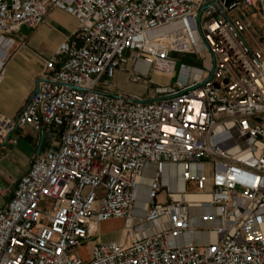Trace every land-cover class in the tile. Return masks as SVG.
<instances>
[{"label": "built area", "instance_id": "built-area-1", "mask_svg": "<svg viewBox=\"0 0 264 264\" xmlns=\"http://www.w3.org/2000/svg\"><path fill=\"white\" fill-rule=\"evenodd\" d=\"M51 8L75 28L0 114V144L28 126L46 145L0 206V264H264V0H0V83L24 47L12 34ZM171 53L204 68L180 63L146 97L112 91L117 72L173 76Z\"/></svg>", "mask_w": 264, "mask_h": 264}, {"label": "crops", "instance_id": "crops-1", "mask_svg": "<svg viewBox=\"0 0 264 264\" xmlns=\"http://www.w3.org/2000/svg\"><path fill=\"white\" fill-rule=\"evenodd\" d=\"M57 23L64 27V32H56L53 29L52 25ZM74 28L73 17L51 8L44 23L34 29L22 26L12 34L16 41L24 42V47L12 50L6 58L5 73L0 83V114L16 115L34 91L35 82L43 69V61L52 55L54 48L62 40L71 35ZM137 68H142L141 62H138ZM120 74L121 72H117L112 80L111 89L113 92L146 97L138 91V88L126 87L123 90H117L114 80ZM39 138V134L30 127H18L10 133L6 144L4 141L0 144V191L8 189L10 186L12 188L13 183L28 170L32 158L35 156ZM45 147L46 145L43 143L40 151H43ZM159 193H163V191ZM2 194L0 193V198ZM2 204L3 202L0 200V206Z\"/></svg>", "mask_w": 264, "mask_h": 264}, {"label": "rangeland", "instance_id": "rangeland-1", "mask_svg": "<svg viewBox=\"0 0 264 264\" xmlns=\"http://www.w3.org/2000/svg\"><path fill=\"white\" fill-rule=\"evenodd\" d=\"M241 17L244 22L250 23L248 30L243 33V37L245 40H247L248 43L253 44V38H255V34L253 33L259 34L258 31H260L261 29L258 25H256L255 22H252V20H250L246 15L242 14ZM52 27L56 32H64V27H61V25L58 23L53 24ZM183 57H184L183 55L171 53L170 58H172L176 62V69L174 75L171 77H169L168 75L160 77L161 74L150 73L146 76L147 79H149L147 86L139 87L138 84H133L129 81L127 72H122L117 77V79L114 80L115 83L117 84L116 88L117 90H121V89L123 90L126 87L135 88V89L138 88V91H140L143 95L148 96L149 91L154 87L163 86V85L164 86L172 85L175 80V73L177 71L178 65L180 63H184ZM194 66L196 68H204L203 67L204 65L202 63H199L198 65H194ZM10 191H11V186L8 189H6L5 192L2 194L0 200L3 202V204L7 201ZM122 224H123L122 220H111L101 223L98 227L100 240L103 242L115 240L120 233ZM78 254L83 257H86L88 254V245H83L81 248H79Z\"/></svg>", "mask_w": 264, "mask_h": 264}, {"label": "bare ground", "instance_id": "bare-ground-1", "mask_svg": "<svg viewBox=\"0 0 264 264\" xmlns=\"http://www.w3.org/2000/svg\"><path fill=\"white\" fill-rule=\"evenodd\" d=\"M142 63V62H141ZM146 65L144 63H142V68L143 70H145ZM174 171L173 170H168L165 169L162 173V177H163V182H168V178L174 177ZM173 188L178 189V190H182L184 188V183L183 181L179 178L177 179L174 183H173ZM190 198H195V199H207V197L203 196V195H190ZM262 232L264 233V226L261 228Z\"/></svg>", "mask_w": 264, "mask_h": 264}, {"label": "water", "instance_id": "water-1", "mask_svg": "<svg viewBox=\"0 0 264 264\" xmlns=\"http://www.w3.org/2000/svg\"><path fill=\"white\" fill-rule=\"evenodd\" d=\"M183 61H184V62H187V63H193L194 65H198V64H199V62H198L197 60H194V59H193L192 57H190V56H184V57H183ZM40 80H41V78H38V79L36 80V82H35V88H34L33 93L36 92V90H37V85H38V82H39ZM75 89H77V88H75ZM15 129H16V127H15L13 130H15ZM9 135H10V133L7 134V136L5 137L4 144H6L8 138H9ZM42 139H43V136L40 135L39 143H38V146H37V148H36V150H35V155H38L39 152H40V148H41V145H42ZM0 189H1V185H0Z\"/></svg>", "mask_w": 264, "mask_h": 264}]
</instances>
